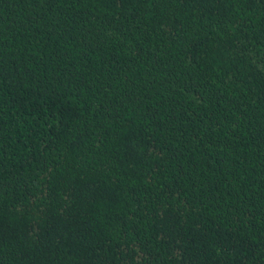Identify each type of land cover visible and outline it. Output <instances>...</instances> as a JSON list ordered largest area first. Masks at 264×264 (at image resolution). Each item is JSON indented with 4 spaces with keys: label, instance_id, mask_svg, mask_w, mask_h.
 I'll list each match as a JSON object with an SVG mask.
<instances>
[{
    "label": "trees",
    "instance_id": "1",
    "mask_svg": "<svg viewBox=\"0 0 264 264\" xmlns=\"http://www.w3.org/2000/svg\"><path fill=\"white\" fill-rule=\"evenodd\" d=\"M0 264H264V0H0Z\"/></svg>",
    "mask_w": 264,
    "mask_h": 264
}]
</instances>
